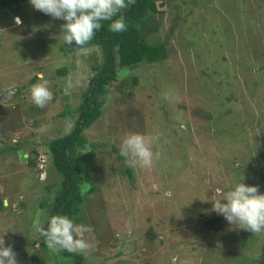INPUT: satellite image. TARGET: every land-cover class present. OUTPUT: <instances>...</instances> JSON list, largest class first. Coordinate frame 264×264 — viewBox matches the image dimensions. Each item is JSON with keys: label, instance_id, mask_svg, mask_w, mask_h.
Listing matches in <instances>:
<instances>
[{"label": "rangeland", "instance_id": "obj_1", "mask_svg": "<svg viewBox=\"0 0 264 264\" xmlns=\"http://www.w3.org/2000/svg\"><path fill=\"white\" fill-rule=\"evenodd\" d=\"M233 1L161 0L158 37L168 50L166 59L119 69L100 117L82 131L79 156L94 153L97 183L80 207L77 224L92 228L84 234L91 246L72 252L81 254V264H253L235 253L243 234L255 238L245 254L264 255V233L237 228L242 233H233L227 221L219 232L204 227L213 216L217 188H227L240 174L246 184L258 186L254 177L264 179V6L235 11ZM21 9L9 20L4 16L0 28V133L24 150L26 162L34 151L35 161L32 167L21 164L15 150L2 148L0 232L18 264H55L56 252L41 245L39 235L61 182L54 171L46 174L51 164L45 143L74 129V109L102 57L94 46L70 50L75 45L63 42L64 21L28 0ZM62 68L67 73L59 76ZM131 76L138 78L135 89L123 87ZM43 79L53 95L41 108L30 90ZM15 86H24L23 92L4 101L2 92ZM66 103L72 113L64 116ZM130 132L153 137L157 154L150 166L133 165V183L117 170L126 166L119 154ZM42 164L44 178L38 176ZM258 191L264 192V180Z\"/></svg>", "mask_w": 264, "mask_h": 264}, {"label": "trees", "instance_id": "obj_2", "mask_svg": "<svg viewBox=\"0 0 264 264\" xmlns=\"http://www.w3.org/2000/svg\"><path fill=\"white\" fill-rule=\"evenodd\" d=\"M25 1L26 0H0V28H5L4 20H9L8 17H12V13L18 12L19 9H23H21V7ZM247 1L249 2L245 6V3L239 6V3H242L243 0H234L232 6L235 11L245 7L248 12L259 10L264 6V0ZM162 7L163 4L161 0H131L128 6L121 10L127 25L126 30L122 32H112L108 28L109 21H101V28L95 32L92 40L85 46L88 47L92 45L100 49L102 60L98 66L92 68V71H94L93 76L90 79L87 89L80 98V103L74 109V113H78L77 119L74 120V129L70 133L45 143L51 164V168L47 169L48 172L45 170L47 172L46 174L50 173L52 170L61 177V182L58 185L57 195L52 203V210L49 218L54 214H64L73 218L76 223L80 222V215L83 214V210L80 207L84 196L87 193H92L94 188L96 189L95 185L97 183V178L94 177L95 173H93L95 169H93L94 166L90 159L93 152L86 156H79V153H82L79 149H84L85 144L82 131L89 128L92 123L100 117L101 106L104 104L109 86L113 81L117 80L121 69H132L141 63L151 65L160 63L166 59L168 50L164 42L158 37L161 24L159 26L157 17H162L164 13ZM178 7V5H174L173 8L178 9ZM113 19H115V17H113ZM148 32L150 38L146 36ZM246 32L251 34L253 31L251 30V32H249V30H247ZM2 35L0 31V37H2ZM79 48V46L75 45L70 50ZM66 73L64 68L56 71V74L59 76H64ZM35 81L36 79L34 76L31 82ZM137 85L138 78H136V76H131L129 82L126 81L123 87L130 86L131 89H135ZM131 93L132 92H130L129 95H131ZM69 108L70 106L66 103L65 109L61 115L67 116L71 114L72 112H70ZM179 109L182 110L183 107ZM169 114V112H166V115L170 116ZM172 115L174 114L170 116L173 123L177 122L176 124H178L180 121L176 120ZM206 117H208V115ZM176 128L178 129L179 127L177 126ZM7 138L8 136H6V134L3 132L0 133V154H2V148L4 147H9L12 152L19 149L17 145H9ZM94 146V144H91V148ZM96 151L100 152L98 148ZM29 154H32V158L28 160L27 164L32 167L35 161V158H33L34 151L30 150ZM83 154L84 153H82V155ZM119 155L120 158L125 159L126 166L123 165V170L119 168L117 170L119 173L124 174L129 183H133L135 178L132 172L133 165L129 164L127 158L122 156L121 153ZM243 158L248 160L246 155H243ZM249 163L252 164V162ZM236 169L242 171L240 166ZM254 179H258V186L259 188L262 187L264 179H260L259 177H254ZM36 180L40 181V178ZM259 180H262V182ZM3 207V200L0 199V211ZM48 219L45 225H47ZM225 223L226 220L214 211L213 216L205 220L204 227L206 231L219 232L223 230ZM232 231L237 234L242 233V230L240 231L235 228ZM39 235L41 238V245L42 243L46 244L40 230ZM243 235V244H241L240 241V245L237 247L235 253L246 257V259H250L253 264H264V255L260 258L245 254L246 250L254 246L253 240L255 238L252 235ZM206 238L209 240L208 237ZM54 251L59 260L57 261L58 264H81V254H72L63 250ZM61 252H64V256H61ZM120 253L121 252L118 254ZM68 256L72 257L68 258ZM240 257L237 256L236 259ZM64 258H67L66 261L68 262H65ZM57 263L55 262V264Z\"/></svg>", "mask_w": 264, "mask_h": 264}, {"label": "clouds", "instance_id": "obj_3", "mask_svg": "<svg viewBox=\"0 0 264 264\" xmlns=\"http://www.w3.org/2000/svg\"><path fill=\"white\" fill-rule=\"evenodd\" d=\"M28 2L34 9L64 21L60 26L63 42L66 45L74 44L79 46L81 51H86L85 46L101 28V21H109L108 28L112 32L126 30L127 25L121 10L125 9L131 0L127 2L126 0H28ZM14 20L16 24L21 23L19 17H15ZM23 88L24 86L9 88L2 92V96H6L9 91L19 90V93L16 91L6 97V100L11 99L16 94H20ZM52 95L46 79L31 86V100L37 107H44L52 99ZM153 139L151 136L146 137L136 132L127 133L121 141V155L127 158L129 164L150 166L154 156L157 155L152 149ZM43 167L42 164L38 169L40 178H44L46 173L42 170L45 169ZM211 208L233 228L244 229L253 234L264 233V192L258 191V186L255 184H246L242 174L227 188L216 189V198L211 200ZM40 231L47 246L56 251L72 253L87 250L91 246L90 241L84 236L85 233H91V225L77 224L73 218L64 214L52 215L46 227L41 225ZM2 233L4 232H0V264H18L16 253L10 244L5 243ZM77 233L79 235H75Z\"/></svg>", "mask_w": 264, "mask_h": 264}, {"label": "water", "instance_id": "obj_4", "mask_svg": "<svg viewBox=\"0 0 264 264\" xmlns=\"http://www.w3.org/2000/svg\"><path fill=\"white\" fill-rule=\"evenodd\" d=\"M18 93H19V90H16ZM16 91H9L8 93H7V95L6 96H2V99L5 101L6 100V97H9L10 95H12L13 93H15ZM17 156L19 157V161H20V163L21 164H24V163H26V157H27V154L26 153H24V151L23 150H18L17 152ZM43 176V175H42Z\"/></svg>", "mask_w": 264, "mask_h": 264}, {"label": "flooded vegetation", "instance_id": "obj_5", "mask_svg": "<svg viewBox=\"0 0 264 264\" xmlns=\"http://www.w3.org/2000/svg\"><path fill=\"white\" fill-rule=\"evenodd\" d=\"M38 176H40L39 174H38ZM39 178V177H38Z\"/></svg>", "mask_w": 264, "mask_h": 264}]
</instances>
